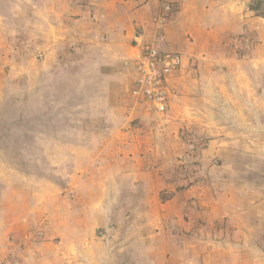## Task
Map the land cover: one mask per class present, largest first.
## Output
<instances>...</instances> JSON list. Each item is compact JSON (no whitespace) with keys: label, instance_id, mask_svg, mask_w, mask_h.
I'll return each instance as SVG.
<instances>
[{"label":"rangeland","instance_id":"obj_1","mask_svg":"<svg viewBox=\"0 0 264 264\" xmlns=\"http://www.w3.org/2000/svg\"><path fill=\"white\" fill-rule=\"evenodd\" d=\"M90 2L0 0V264H264V50L173 48L166 0L117 61ZM158 34L183 60L163 112L131 93Z\"/></svg>","mask_w":264,"mask_h":264},{"label":"crops","instance_id":"obj_2","mask_svg":"<svg viewBox=\"0 0 264 264\" xmlns=\"http://www.w3.org/2000/svg\"><path fill=\"white\" fill-rule=\"evenodd\" d=\"M90 1L89 5L92 4L95 13L100 15L99 20L104 24L103 30L107 32L110 39L109 43H106L107 47L110 46L108 49L110 57L116 58L117 61H123L132 53L133 46L136 44L137 33L135 34V30L141 29L145 34L149 30L150 19L158 12L160 3L166 0ZM176 1H178V6L180 7L174 14L173 21L165 27L166 33H168V41L173 48L182 47L181 50L185 53L196 51V54H200L201 57L211 58L214 50H223L224 46L220 41V36L224 32L228 31L239 35L248 31L252 32L253 36L251 38L253 52L248 57L251 60H246L244 63L250 62L248 66L251 67L254 62H261L259 59L260 52L262 53L264 50V19L247 17V14L241 16V13L244 12L242 8H238V11L224 8L225 6H221L219 1L211 3L214 9L207 11V13H205V3L201 1L199 3V0ZM222 9L231 10L235 17H232L231 20L228 19L226 12H230L225 10L226 12L222 13ZM187 34H189L191 42L187 41ZM202 66L205 65L202 64ZM261 68L264 70V61L261 64ZM202 70L205 71L202 73L205 76L208 70ZM138 176L139 174L136 175L139 179Z\"/></svg>","mask_w":264,"mask_h":264},{"label":"built area","instance_id":"obj_3","mask_svg":"<svg viewBox=\"0 0 264 264\" xmlns=\"http://www.w3.org/2000/svg\"><path fill=\"white\" fill-rule=\"evenodd\" d=\"M182 64L181 55L165 48L163 39L158 34L152 42L142 44L137 52L131 93L146 100L150 108L165 111L169 93L168 79Z\"/></svg>","mask_w":264,"mask_h":264},{"label":"trees","instance_id":"obj_4","mask_svg":"<svg viewBox=\"0 0 264 264\" xmlns=\"http://www.w3.org/2000/svg\"><path fill=\"white\" fill-rule=\"evenodd\" d=\"M260 7H263L261 15L264 17V0H257L255 4L252 6V10L258 12Z\"/></svg>","mask_w":264,"mask_h":264}]
</instances>
